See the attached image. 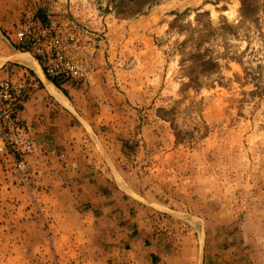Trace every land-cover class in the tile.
<instances>
[{
  "label": "rangeland",
  "instance_id": "rangeland-1",
  "mask_svg": "<svg viewBox=\"0 0 264 264\" xmlns=\"http://www.w3.org/2000/svg\"><path fill=\"white\" fill-rule=\"evenodd\" d=\"M52 19L93 33L92 84L44 76L19 26ZM0 60L34 116L0 264H264V0H0Z\"/></svg>",
  "mask_w": 264,
  "mask_h": 264
},
{
  "label": "built area",
  "instance_id": "built-area-1",
  "mask_svg": "<svg viewBox=\"0 0 264 264\" xmlns=\"http://www.w3.org/2000/svg\"><path fill=\"white\" fill-rule=\"evenodd\" d=\"M19 29L30 36L46 78L92 84L95 43L87 27L52 19L39 26L24 20ZM23 105L22 87L11 76H0V158H10L14 163L34 150L30 127L19 118Z\"/></svg>",
  "mask_w": 264,
  "mask_h": 264
},
{
  "label": "bare ground",
  "instance_id": "bare-ground-1",
  "mask_svg": "<svg viewBox=\"0 0 264 264\" xmlns=\"http://www.w3.org/2000/svg\"><path fill=\"white\" fill-rule=\"evenodd\" d=\"M14 59H16V61L31 67L32 69L36 70L40 75V70L38 68V66L36 65V63L32 60L31 57H29L27 54H19L18 56L14 57ZM2 60H0V66H1ZM49 90L51 91V93L55 96V98L60 101L61 103L68 105V102L66 100V98H64V96L62 94H60L59 92H57L50 84L49 86Z\"/></svg>",
  "mask_w": 264,
  "mask_h": 264
},
{
  "label": "crops",
  "instance_id": "crops-1",
  "mask_svg": "<svg viewBox=\"0 0 264 264\" xmlns=\"http://www.w3.org/2000/svg\"><path fill=\"white\" fill-rule=\"evenodd\" d=\"M8 57L9 56H11V55H13V54H11V51H9L8 53ZM26 54H28V53H26ZM29 56H30V54H28ZM31 57V56H30ZM32 58V57H31ZM35 62H36V60L34 59V58H32ZM7 60V59H6ZM5 63V62H4ZM2 64V67H3V65H7V62L5 63V64ZM37 63V66L39 67V70H40V66L38 65V62H36ZM18 64H20V63H18ZM28 68H30V69H32L31 67H28ZM17 68H15V67H12L10 70H11V72H14V71H17L16 70ZM32 70H34V69H32ZM35 71V70H34ZM36 72V71H35ZM37 73V72H36ZM40 73H41V71H40ZM38 74V73H37ZM42 74V73H41ZM39 75V74H38ZM39 77H41L40 75H39ZM43 80H44V78H43V75H42V77H41ZM45 81L47 82V83H49V84H51L55 89H56V87L53 85V83H51V82H49L46 78H45ZM66 89H68V88H66ZM28 105L26 106V103L24 104L25 105V107H24V110H23V117L25 118V119H27V120H31V119H34V116H33V114L30 112L31 110V108H30V106H31V104L30 103H27ZM135 241V239H130L129 240V242H130V244H133V242ZM153 252V254H154V256L156 257V256H159V253L157 252V251H152Z\"/></svg>",
  "mask_w": 264,
  "mask_h": 264
}]
</instances>
